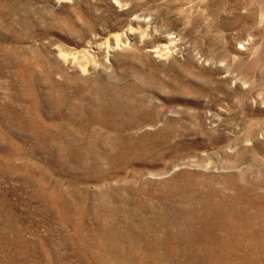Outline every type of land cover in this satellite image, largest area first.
I'll return each instance as SVG.
<instances>
[{
    "label": "rangeland",
    "instance_id": "1",
    "mask_svg": "<svg viewBox=\"0 0 264 264\" xmlns=\"http://www.w3.org/2000/svg\"><path fill=\"white\" fill-rule=\"evenodd\" d=\"M0 264H264V0H0Z\"/></svg>",
    "mask_w": 264,
    "mask_h": 264
}]
</instances>
